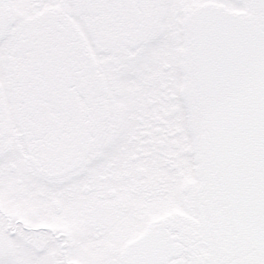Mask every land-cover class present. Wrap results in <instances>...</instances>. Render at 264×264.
Instances as JSON below:
<instances>
[{"label":"snow or ice","instance_id":"snow-or-ice-1","mask_svg":"<svg viewBox=\"0 0 264 264\" xmlns=\"http://www.w3.org/2000/svg\"><path fill=\"white\" fill-rule=\"evenodd\" d=\"M0 264H264V0H0Z\"/></svg>","mask_w":264,"mask_h":264}]
</instances>
